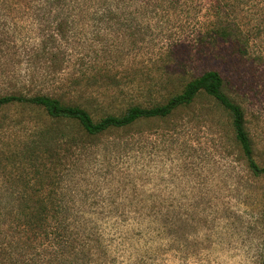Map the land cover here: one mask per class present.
<instances>
[{
	"label": "rangeland",
	"instance_id": "1",
	"mask_svg": "<svg viewBox=\"0 0 264 264\" xmlns=\"http://www.w3.org/2000/svg\"><path fill=\"white\" fill-rule=\"evenodd\" d=\"M229 1L247 43L224 68L226 92L242 107L264 166V0ZM107 5L125 15L104 17ZM192 14L172 12L159 22L143 0H0V94L21 80L52 92L58 85L50 82L69 80L85 57L104 79L72 94L64 88L63 102L94 119L162 102L189 75L173 65L164 73L158 52L178 35L179 21L192 25ZM45 38L64 55L52 81L34 59ZM145 80L161 96H149ZM38 131L57 133L55 154L27 160L22 148L41 140ZM48 191L61 205L47 221L64 226L56 244L37 227L26 229L20 213ZM263 252L264 174L248 168L228 115L207 94L166 119L95 137L76 122H50L41 109H0V264L13 254L23 264H261Z\"/></svg>",
	"mask_w": 264,
	"mask_h": 264
},
{
	"label": "trees",
	"instance_id": "2",
	"mask_svg": "<svg viewBox=\"0 0 264 264\" xmlns=\"http://www.w3.org/2000/svg\"><path fill=\"white\" fill-rule=\"evenodd\" d=\"M143 1L147 10L151 12L152 16H157L159 22L162 19L161 16L178 11L186 14L193 12L192 20L196 19L190 26L179 21L180 32L167 43L164 41L165 44H162L164 46L157 55L158 59L162 61V65L164 64V73L168 72L166 70L170 65H173L181 68L184 74L189 75L188 80L185 81L178 93L170 94L162 102L156 101L146 105L132 104L121 113L106 112L98 119H94L83 106L63 102L60 94L63 93L64 88H66L65 93L71 94L79 92L81 89L88 90L92 85L104 79V75L101 73L104 69L97 68L94 63L85 64V57H82L78 58L79 62L76 63L78 67L75 69L74 76H70L69 80L66 78L63 82L52 81L53 75L60 73L63 68L64 55L49 44L48 38H45V44L36 49L34 59H37V62H42L38 68L43 70L42 73L46 78H50L48 80L52 81L51 84H56L58 87L52 88V92L35 91L27 83L29 80H21L19 85H13L10 91L0 94V109L6 105L41 109L50 122H76L86 135L95 137L111 128L125 127L138 121L166 119L176 109L190 105L198 94L205 93L228 115L235 142L239 146L248 168L256 176L264 174V166L260 165L254 157L253 143L246 127L242 107L226 92L227 77L224 74V68L229 59H237V56L245 52L247 43L239 25L231 15L234 4L229 0H212V2L211 0ZM113 8L115 7L107 5L101 14L109 18H113L115 12L125 15L126 9L116 11ZM201 10L205 15L204 13L199 14ZM198 14L200 17H197ZM186 28H190L188 36L184 35L187 32L184 31ZM50 39H54L53 35ZM60 57L62 61L60 60V65H56V61ZM236 62L237 60L234 61V63ZM198 67L201 69L199 70ZM186 68H188L187 72ZM196 68L198 69L196 70ZM144 82L143 88H146L149 96H154V93L158 92L155 87L157 85L152 83V80ZM158 95L161 96V94ZM43 124L45 123H42V126ZM50 130H53L51 126ZM49 131L45 132V135H43V131H38L41 140L37 141L36 145H34L35 141H30L22 148V152L25 154L24 158L30 160L32 156H39V153H46L48 156L55 154L57 148L55 142L59 137L55 131ZM60 134L63 135V132L61 131ZM75 146H79L78 141ZM42 174L45 173L42 172ZM52 192L39 193L33 201L34 204L27 206L26 210L21 209L20 213L25 219L23 224L26 229L34 230V227H37L40 231H38L39 237L46 238V240L51 238L52 242L56 244L62 240L60 232L64 226L47 223L50 218H54V214H59L61 209L60 202L55 200ZM66 236H69V232ZM15 247L19 248L17 244ZM20 255H9L3 259L2 264H23ZM26 259L28 260V257ZM261 264H264V252Z\"/></svg>",
	"mask_w": 264,
	"mask_h": 264
}]
</instances>
